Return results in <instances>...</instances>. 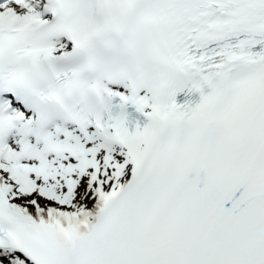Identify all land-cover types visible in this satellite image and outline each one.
Wrapping results in <instances>:
<instances>
[{"label":"snow or ice","instance_id":"obj_1","mask_svg":"<svg viewBox=\"0 0 264 264\" xmlns=\"http://www.w3.org/2000/svg\"><path fill=\"white\" fill-rule=\"evenodd\" d=\"M0 264H264V0H0Z\"/></svg>","mask_w":264,"mask_h":264}]
</instances>
